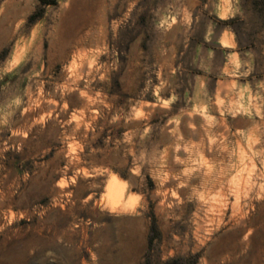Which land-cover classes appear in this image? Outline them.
Returning a JSON list of instances; mask_svg holds the SVG:
<instances>
[{
	"label": "rangeland",
	"instance_id": "obj_1",
	"mask_svg": "<svg viewBox=\"0 0 264 264\" xmlns=\"http://www.w3.org/2000/svg\"><path fill=\"white\" fill-rule=\"evenodd\" d=\"M0 264H264V11L0 0Z\"/></svg>",
	"mask_w": 264,
	"mask_h": 264
},
{
	"label": "trees",
	"instance_id": "obj_2",
	"mask_svg": "<svg viewBox=\"0 0 264 264\" xmlns=\"http://www.w3.org/2000/svg\"><path fill=\"white\" fill-rule=\"evenodd\" d=\"M251 7L254 11L257 12H263L264 11V0H251ZM234 22V19H229L225 23L226 24H232ZM233 31H236L233 26H231Z\"/></svg>",
	"mask_w": 264,
	"mask_h": 264
},
{
	"label": "bare ground",
	"instance_id": "obj_3",
	"mask_svg": "<svg viewBox=\"0 0 264 264\" xmlns=\"http://www.w3.org/2000/svg\"><path fill=\"white\" fill-rule=\"evenodd\" d=\"M239 196V195H238Z\"/></svg>",
	"mask_w": 264,
	"mask_h": 264
}]
</instances>
